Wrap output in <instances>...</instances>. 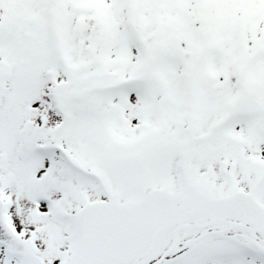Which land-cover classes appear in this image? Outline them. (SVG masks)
Instances as JSON below:
<instances>
[{
    "label": "snow or ice",
    "instance_id": "obj_1",
    "mask_svg": "<svg viewBox=\"0 0 264 264\" xmlns=\"http://www.w3.org/2000/svg\"><path fill=\"white\" fill-rule=\"evenodd\" d=\"M0 264H264V0H0Z\"/></svg>",
    "mask_w": 264,
    "mask_h": 264
}]
</instances>
